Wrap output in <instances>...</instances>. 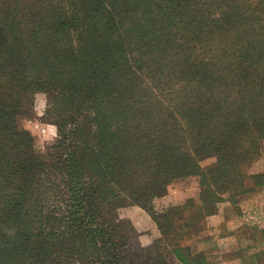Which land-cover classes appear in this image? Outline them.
I'll use <instances>...</instances> for the list:
<instances>
[{
  "label": "trees",
  "instance_id": "1",
  "mask_svg": "<svg viewBox=\"0 0 264 264\" xmlns=\"http://www.w3.org/2000/svg\"><path fill=\"white\" fill-rule=\"evenodd\" d=\"M36 92L61 179L17 122ZM263 141L264 0H0V264H150L129 257L118 211L133 204L158 226L151 248L202 264L181 238L264 183ZM191 175L199 199L156 208Z\"/></svg>",
  "mask_w": 264,
  "mask_h": 264
},
{
  "label": "crops",
  "instance_id": "2",
  "mask_svg": "<svg viewBox=\"0 0 264 264\" xmlns=\"http://www.w3.org/2000/svg\"><path fill=\"white\" fill-rule=\"evenodd\" d=\"M250 172L264 173V141L262 153L254 160ZM246 185L248 190L237 201L224 200L217 212L207 216L206 227L212 235L209 240L214 246L198 249L206 254L202 264H264V183L258 184L250 178ZM168 186V194L155 201L156 208L180 204L190 197L199 199L198 175L178 178ZM148 217L152 223L142 228L141 235L146 243L160 235L156 222Z\"/></svg>",
  "mask_w": 264,
  "mask_h": 264
},
{
  "label": "rangeland",
  "instance_id": "3",
  "mask_svg": "<svg viewBox=\"0 0 264 264\" xmlns=\"http://www.w3.org/2000/svg\"><path fill=\"white\" fill-rule=\"evenodd\" d=\"M25 98V106L21 113L17 115L18 125L22 128H25L31 133L34 139V149L35 153L37 154L38 160L48 163L47 165L49 178L51 180H55L57 178L61 179V175L59 173L56 174L52 167L54 160H56L60 154L58 152L59 150L55 148V145L57 144L56 139L58 137V132L57 126L49 118H44V111L46 106L45 94L36 92L32 95V97L27 94ZM31 98L33 99L32 104H30ZM82 125L85 128H90L89 121H85ZM54 126L57 132L56 136L53 135ZM200 161L203 165H209L215 161V157H213L212 155H207L205 157H202ZM176 180L178 179L173 180L171 184ZM168 192L169 186L165 187V189L160 193H157L154 202L158 199L160 200L161 197L168 194ZM58 199V190L53 185L46 184L42 202L45 203V205H52L56 203ZM118 216L122 218L123 223L127 225V230L132 234V239L130 241L131 245L128 251V253L130 252V258L138 253H141L142 257L147 259L150 257L154 258V256L158 254L164 260V263L162 262V260H160L158 263V258H152L148 260V263L178 264L175 263L169 256L170 254L168 248L164 247V245H161L160 247H158V245H155L153 248H151L149 246L150 243H146V240L141 237L143 231L142 228H148V226H150V224L152 223V220L148 217L149 215H147L141 209L140 206L135 204L123 206L119 208ZM206 218L199 227H194L191 229V231H189L188 234L185 233L182 238L179 237L182 239V242L184 244H189L191 250L194 253L198 252V249L203 248L204 246H214V242L209 240L212 235L210 229L206 227ZM129 221H131L134 228L131 226ZM183 230L187 229L184 228ZM202 239H205V241H202Z\"/></svg>",
  "mask_w": 264,
  "mask_h": 264
},
{
  "label": "clouds",
  "instance_id": "4",
  "mask_svg": "<svg viewBox=\"0 0 264 264\" xmlns=\"http://www.w3.org/2000/svg\"><path fill=\"white\" fill-rule=\"evenodd\" d=\"M53 135H54V136L57 135V132H56V128H55V126L53 127Z\"/></svg>",
  "mask_w": 264,
  "mask_h": 264
}]
</instances>
